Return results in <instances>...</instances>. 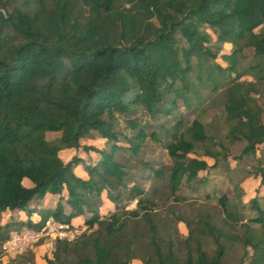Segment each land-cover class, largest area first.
Wrapping results in <instances>:
<instances>
[{
    "label": "trees",
    "instance_id": "trees-1",
    "mask_svg": "<svg viewBox=\"0 0 264 264\" xmlns=\"http://www.w3.org/2000/svg\"><path fill=\"white\" fill-rule=\"evenodd\" d=\"M207 30L219 44L209 45ZM211 109L218 112L205 124ZM137 110L164 116L157 126L168 162H140L146 173L134 178L118 155L136 157L147 137L157 139ZM117 115L129 136L115 129ZM263 115L264 0H0V211L29 213L46 193L58 196L36 210V222L0 224V256L12 230L42 232L49 218L81 216L85 229L55 235L44 264H224L235 243L236 264H264V209L257 196L243 201L240 186L247 177L264 185ZM92 133L107 150L81 143ZM67 148L96 157L62 161ZM211 168L226 172L232 197L178 193L197 191L208 179L198 171ZM102 193L112 209L100 215ZM30 254L6 264H29Z\"/></svg>",
    "mask_w": 264,
    "mask_h": 264
},
{
    "label": "rangeland",
    "instance_id": "rangeland-1",
    "mask_svg": "<svg viewBox=\"0 0 264 264\" xmlns=\"http://www.w3.org/2000/svg\"><path fill=\"white\" fill-rule=\"evenodd\" d=\"M207 32L209 33L210 38H211L209 45L219 44L217 41H215L213 33L209 30H207ZM223 47L228 48L229 45L224 44ZM248 53H249V51L247 49H244L242 51V54L244 56L247 55ZM217 60L220 61V59H217ZM178 109L180 111L182 110V108H180V107ZM216 112H218V109H211V110L207 111V113L205 114V116L203 118V122L205 124H207L209 122V120L211 119L212 115L215 114ZM133 116H136L137 119L142 124H146V123L150 122L152 124V126H151V128H147L146 132H148L150 130L154 131L156 133V138H157L156 140H154L150 137H147L145 139L144 144L141 146L136 157H130L126 152H122V154L118 155L119 160L124 162L126 164V166H128L129 171L133 175V177L138 178V177H140V175H144L146 173V170H144L142 168V166H140V162H144V161H151V162H155V163L157 161H161L163 163L168 162V157L166 156L165 151L161 147V143L165 140L166 134H165V131L161 127L159 128L157 126L160 122L165 121V119H164V116L160 115V114H157L153 118H151L148 115H146V113H142L140 110H137ZM184 116L187 117L188 120L192 118V115L187 114V116L186 115H184ZM263 118H264V115H263ZM167 123H170V122H167ZM115 129L117 131H119L120 134H125L126 136H129L132 133L131 130H129L126 126L125 118L121 115H117V119L115 122ZM47 136L49 139H51L54 137V134L49 133ZM80 141L82 144L95 146L96 148H100V149H104V150H107L108 145H109V143L107 141H105L101 138H97L95 133L87 135L86 137L82 138ZM119 144H125V142L120 139ZM241 146H242V143L233 144V146L231 147V153L230 154L236 155L239 152V149L241 148ZM94 153H95L94 151H89L88 155H87L86 153H83L80 150L75 151V150L69 148V149H62L59 152V157L62 161H66L70 156H72L73 154H76V155H79V156L87 159L88 157L94 158L95 157ZM197 154H189V157L199 158V156ZM227 161H228L229 166H233L235 164V160L232 159L231 156H229L227 158ZM244 165H249V164L244 163L241 166H244ZM247 168L250 171L253 170L251 166H248ZM76 170H78V168H76ZM197 174H198L197 175L198 177L206 175L208 178L207 182H205L203 185L197 186L198 187L197 191L183 187V188L179 189V192H178L179 194L183 195L186 198L196 197L199 199V196L202 195L204 192H209L212 195V199H211L212 202H214V199L217 196L221 195L222 193H226L230 197L233 196V194H234L233 188L230 185V183L228 182L227 176L225 175L226 172L222 168H211V169H208L207 171L206 170H199ZM141 182H142V185L144 188L148 187V185H149L148 181H141ZM240 186H241V190H242L241 199L243 201L247 202V200H249L253 196H257V197H259L258 198L259 202H260L262 208L264 209V185L259 184L257 179H254L252 177H247L246 179H244L240 183ZM161 192H162L163 196L166 194V190L164 188H161ZM133 203H134V201L130 200L127 202L126 201L122 202L121 205H124L128 208V207H131L133 205ZM167 203H169V204H167ZM167 203H165L163 206H161V208H159V212H162L163 208L169 207L172 205L171 201H168ZM105 204H107V205H105ZM103 206L101 207V210L104 211V208H108V206H110V204H108L105 201ZM181 209L183 210V209H185V207H183ZM242 213H244L245 217L250 215L249 210H243ZM22 229H26V228H22ZM178 229H179L181 235H185L186 228L184 227L183 224L178 223ZM12 231H16V230H12ZM56 231L57 230H54V232H49L47 235H43V236L50 238L51 243H52V241H53L52 238L56 235ZM60 231H61L62 235L68 239H71L73 236L76 235L75 232L73 233L72 229H70L69 227L66 229H62ZM80 232L81 231H79V233ZM42 233H43V231H42ZM39 234H41V232H39ZM41 238H43V237H41ZM37 245H38V243L33 244V245L31 244L26 248V250L30 251V253H31L29 256L32 260V262H31L32 264L35 261L40 263V261L38 259H40L41 256H42V258H45L46 254L48 252H50V250H51L50 247H45V251H43L42 255H41V253L38 254V255H40V257H39L38 255L34 254L35 251L33 250V248L36 247ZM203 246L207 252L212 251L213 246H212L209 239H206L204 241ZM42 248L43 247H40L41 250H42ZM241 252H242L241 244L240 243L233 244L230 247V249L227 251V253L225 254V257L223 258V263L224 264H236L240 255H241ZM8 257H10V256H7V254L6 253L4 254V252H3V254L0 256V258H1L0 264H6V260ZM246 262H247V258H245L243 260V264H246ZM11 264H16V263H11ZM130 264H142V263L138 259L134 258L130 261Z\"/></svg>",
    "mask_w": 264,
    "mask_h": 264
},
{
    "label": "crops",
    "instance_id": "crops-1",
    "mask_svg": "<svg viewBox=\"0 0 264 264\" xmlns=\"http://www.w3.org/2000/svg\"><path fill=\"white\" fill-rule=\"evenodd\" d=\"M67 149H69V148H67ZM94 156L96 157L95 153H94ZM90 158H92V157H90ZM94 158H92V159H94ZM76 168H78V170H76ZM73 171H74V173L76 175H78L80 177H83V178L86 177L85 172L82 170V168L80 166L74 167ZM21 183L25 187H29L31 185L30 181L28 179H26V178H23L21 180ZM63 193H64V191H63ZM57 199H58L57 195H52L50 193H46L41 200H39L36 203H33V204H31L29 206L30 208H34L29 213H27V212H25L23 210H12V211L4 210V211H0V224H4L5 222L9 221V219H18V220H22L23 221V220L28 218L32 222H36V221L39 220V216H38L36 210L37 209L39 210L41 208H52L55 205ZM101 200H102V203H101V205L98 208V213L100 215H103L108 210L112 209V204L105 198L104 193L101 194ZM105 201L108 204H110V206H108V208H104V211H103V210H101V207L104 205ZM105 205H107V204H105ZM64 210H65V212L68 211V207L66 205H64ZM50 219L53 220L52 218H49L48 220H50ZM54 221L57 222V223H60V224H66L72 230L73 229H77L79 231H82V230L85 229V226L82 224L81 216L80 217H72L69 220V223H61V222L56 221V220H54ZM41 237H43V238H41ZM38 239H40V242L38 243V245L36 247L33 248V250L35 251L34 252L35 255H38L40 253L42 255L43 251H45V247H50L51 248L52 247V243H51V239L50 238H47V237H44V236H39ZM40 247H43L42 250L40 249ZM38 256L40 257V255H38ZM49 256H50V252H48L46 254V257H49ZM38 260L40 261V263L35 261L33 264H44V258H42V256ZM29 264H32V263H29Z\"/></svg>",
    "mask_w": 264,
    "mask_h": 264
},
{
    "label": "built area",
    "instance_id": "built-area-1",
    "mask_svg": "<svg viewBox=\"0 0 264 264\" xmlns=\"http://www.w3.org/2000/svg\"><path fill=\"white\" fill-rule=\"evenodd\" d=\"M66 228H68V225L60 224L50 219L46 221V228L43 233L41 232V234H39V232L28 229L9 232L8 238L5 240L1 247L4 254L6 253L7 256L13 257L16 254L25 251L29 245L35 243L38 240L39 236L47 235L49 232H54V230H57L56 235L58 237H65L62 235L60 230ZM72 231L73 233L75 232L76 235L79 234V231L77 229H73Z\"/></svg>",
    "mask_w": 264,
    "mask_h": 264
}]
</instances>
